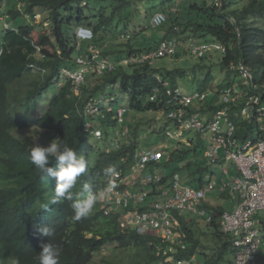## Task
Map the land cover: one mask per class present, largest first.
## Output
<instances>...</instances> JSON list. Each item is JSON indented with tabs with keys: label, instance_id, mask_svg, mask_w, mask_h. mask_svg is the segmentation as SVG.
<instances>
[{
	"label": "trees",
	"instance_id": "16d2710c",
	"mask_svg": "<svg viewBox=\"0 0 264 264\" xmlns=\"http://www.w3.org/2000/svg\"><path fill=\"white\" fill-rule=\"evenodd\" d=\"M135 1L0 0V21L5 18L16 21L20 17L31 20V24L19 28L3 22L7 28L2 25L0 30V264H38L36 257L41 251L40 245L48 239L62 248L59 264H93L94 254L105 248L139 250L140 258L132 264H163V259L155 255V247L150 245L151 238L121 230L118 226L120 213L106 215L107 206L102 198L98 199L92 213L80 220L74 219L71 201L62 200L49 205L47 210L41 207L54 196L55 180L40 179L30 158V148L38 143L22 135L23 132H32L34 138L44 133L50 142L59 138L81 155L84 144L94 137L84 132L85 120L79 109L83 102L101 98L109 86L119 83L121 92L131 104L132 114L128 119L131 144L113 138L115 122L110 119L102 124L94 123L96 127L103 126L100 141L108 147L99 152L96 159L85 155L86 172L72 190L79 192L87 183L94 191H99L110 179L103 175V169L110 165L117 170L126 169L139 147L142 121L133 114L164 107L148 101L152 89L158 86L156 77L178 88V79L186 77L188 72L183 67L159 68L155 65L158 60L152 64L118 65L113 73L88 77L79 95H75L73 84L62 79L59 73L62 69L73 70L76 56L87 51L88 43H82L80 50L77 48L75 31L78 27L91 29L94 39L90 44L116 64L122 59L153 52L160 42L174 38L183 43L189 40L218 43L225 47L226 53L214 63L210 60L212 56L196 58L199 62L192 68L193 73L217 67L226 72L218 86H229L237 81L235 71L229 70L230 64L242 61L251 69L254 82L264 85V0H163L158 6L147 5L143 12L134 8ZM40 11L47 13L50 33L43 31V24H34ZM158 12L166 15L167 22L152 29L150 20ZM120 23L124 26L123 33L118 31ZM35 32L38 33L36 39ZM152 32L158 37L151 36ZM48 49L52 50L51 55L46 52ZM186 57L191 56L178 50L173 59L180 62ZM205 79L195 91L205 92L216 86L209 84L210 76ZM50 92L51 98L40 112V102ZM261 101L264 103V96ZM234 122L241 140L252 138L257 132L254 124L243 122L235 113ZM200 147L201 139L189 152L179 149L169 157L164 156L156 165L157 170L167 171V178L182 170L188 172L191 163L186 155L193 153L195 156ZM49 166H55L54 159ZM194 173L203 177L207 170L194 168ZM203 183V178L194 180V188H200ZM204 208L212 218L207 225L220 243L213 257L206 259L204 256L202 264H232L234 250L230 238L219 226L225 210L208 204ZM181 224L190 247L185 251L176 248L175 258L200 255L201 243L195 240L186 222ZM38 226L52 227L53 237L40 236L36 231Z\"/></svg>",
	"mask_w": 264,
	"mask_h": 264
},
{
	"label": "built area",
	"instance_id": "2783aa9c",
	"mask_svg": "<svg viewBox=\"0 0 264 264\" xmlns=\"http://www.w3.org/2000/svg\"><path fill=\"white\" fill-rule=\"evenodd\" d=\"M166 22V15L158 12L152 16L150 27L158 29ZM3 26L7 28L5 23ZM75 37L78 50L82 43H88L87 51L76 56L73 70L62 69L59 73L62 79H68L73 84L75 95H79L88 77L113 73L118 65L152 64L155 60L173 57L178 50L197 59L212 54L221 58L226 53L225 47L218 43H197L193 40L183 43L179 38H174L160 42L153 52L122 59L116 64L90 44L94 39L91 29L78 27ZM35 48L39 53V48ZM229 70L235 71L236 83L224 87L216 85L208 91L189 94L172 88L167 81L156 77L158 86L152 89L148 97V101L157 107L164 106L149 113L157 114L158 121L174 124L177 139L193 132L196 139L187 141L191 148L201 139L200 148H204L205 161L216 175L208 174L205 184L196 189L185 185L178 173L169 178L164 169L161 175L153 173L152 169H157L156 165L170 156V150L172 153L179 150L177 145L181 140L165 143L162 148L157 145L155 148H143L142 136H139V147L132 154L128 167L119 168V175L110 178L116 188L102 198L107 206L104 211L106 215L110 212L120 213L118 226L121 230L151 238L150 245L155 247V255L163 259V264L198 263L197 255L186 259L175 258L174 254L176 248L185 251L190 247L182 230V221L190 226V217L193 216L205 219L207 224L211 222L212 218L204 208L209 204V193H231L236 196L234 209L224 211L219 219L220 230L230 238L234 250L232 264H261L264 256V103L261 101L264 85L254 82L251 69L242 61L230 64ZM108 88L120 89V84L115 83ZM103 97L90 98L79 109L85 120L84 132L101 140L103 132L96 126L110 119L115 122L113 138L130 145L128 117L132 110L128 98L126 106L114 109L111 106L114 99L103 100ZM234 113L243 122L255 125L257 132L252 138L241 140L237 137ZM94 123L97 125L94 126ZM166 135L169 139L173 137L168 131ZM205 135L209 137L208 144ZM228 164L235 170V177L227 168Z\"/></svg>",
	"mask_w": 264,
	"mask_h": 264
},
{
	"label": "rangeland",
	"instance_id": "374dc122",
	"mask_svg": "<svg viewBox=\"0 0 264 264\" xmlns=\"http://www.w3.org/2000/svg\"><path fill=\"white\" fill-rule=\"evenodd\" d=\"M163 0H136L133 5L136 10L139 12H143L146 8L147 5L155 4L159 5ZM130 11H133V7L130 9ZM3 22H6L8 25L11 27L14 26L15 28L23 27V26H28L31 24V20L27 18L20 17L19 19H16V21H12L9 18L3 19V21H0V30L3 25ZM34 24H43V31H46L50 33V25H49V18L47 16V13L40 11L39 14L35 17V22ZM133 23H131V28L132 29ZM119 33H123L124 26L123 24L118 25ZM151 36L157 38V34L152 32L150 33ZM38 36V33H34L33 37L36 39ZM46 52L51 55L53 52L51 49L46 50ZM212 58H210L211 63H214L219 59L217 54H212ZM199 61L196 58L193 57H186L184 58L183 61H176L172 58L164 59V60H158L155 62V65L158 66L159 68H166L167 70H171L174 68H180L183 67L184 69H187V74L186 77L182 79H178V89L182 93H192L194 92L198 86H200L206 79V76H210L211 79L210 85H219L223 78L226 76V72L221 71L217 67H212L210 70H203V71H196L195 73L192 72V68L198 63ZM207 65H210L208 62H205ZM51 92L50 94H47L45 96V99L40 102V112L44 108L45 102L49 101L51 98ZM210 95V93H209ZM212 96V95H211ZM114 99V103H112V106L114 107H123L127 105V97L123 95L120 89H114L112 90L111 88H108L105 90L103 100L106 99ZM38 111V113H39ZM132 113V111H129ZM129 113V115H130ZM134 117L140 119L142 121V126L140 129V136H142V146L143 148H152L157 145L162 148V145L165 143H177L179 140H181L180 143L175 144L179 147V149H182L186 152H189L192 150L190 146L187 145L188 140H194L196 139V134L193 132H188L184 135H182L179 139L176 138V127L174 124L166 122L165 120L158 121L157 114L155 113H135L133 114ZM157 120V121H156ZM139 121V120H138ZM150 127V128H149ZM103 126H101V129ZM166 131L171 133L173 136L171 139L166 135ZM111 133V131H110ZM22 135L31 137L35 142H37L41 146H46L47 143H50L49 138L46 134L42 133L38 138L32 137V132L30 131H25L22 133ZM111 135V134H110ZM204 139L206 141V144H208L209 137L208 135L204 136ZM108 145L104 143L103 141L96 140L94 138H90L82 147L81 150V155L85 157V155H89L92 159H96L97 155L99 152L104 151ZM172 153V151H169ZM188 157V162L191 163V168L192 171L194 172V168L196 166H206L208 167L207 162L205 161L204 157V148H199L197 151V154L194 156L193 153L187 154ZM227 168H230V164L227 165ZM153 173L156 174H163L164 171H159L157 169H152ZM151 171V172H152ZM168 173V172H167ZM179 176L185 181L186 175H191L187 171L182 170L178 172ZM189 178V177H187ZM186 184H189L190 181L186 179L185 181ZM207 199L209 204L211 205H217V206H223L226 207L225 200L214 194V193H209L207 195ZM191 224L190 228L194 232V237L195 240L199 241L202 245V248L200 249V255L197 256V262L199 264L203 263L204 261V256L207 259H210L213 257V255L216 253V250L218 249V242L217 240L214 239V234L213 230L210 229L207 225V223L204 221V219L197 218L191 216ZM140 258V252L137 249H127V250H116L114 248H105L103 249L100 253H95L94 258H93V264H106L107 262H112L114 264H132ZM227 264V263H225ZM261 264H264V259Z\"/></svg>",
	"mask_w": 264,
	"mask_h": 264
},
{
	"label": "clouds",
	"instance_id": "9594fccd",
	"mask_svg": "<svg viewBox=\"0 0 264 264\" xmlns=\"http://www.w3.org/2000/svg\"><path fill=\"white\" fill-rule=\"evenodd\" d=\"M30 158L41 180L47 182L53 178L55 180L54 196L47 204L41 205L45 210L49 205L58 204L62 200L71 201L74 219L80 220L92 213L98 199L104 198L116 188L114 181L108 179L106 187L99 191H94L85 183L81 191L73 193L78 178L86 172L87 160L83 155H77L74 148L59 138L52 140L47 146L34 144L30 148ZM53 159L54 167L49 166ZM103 175L111 178L118 176L119 172L114 165H110L103 169ZM36 231L42 237L51 238L54 235V229L50 226H38ZM40 247L41 251L36 257L38 264H59L61 246L48 239V242L41 244Z\"/></svg>",
	"mask_w": 264,
	"mask_h": 264
},
{
	"label": "crops",
	"instance_id": "0c3cea01",
	"mask_svg": "<svg viewBox=\"0 0 264 264\" xmlns=\"http://www.w3.org/2000/svg\"><path fill=\"white\" fill-rule=\"evenodd\" d=\"M131 114L132 113H130V115H129V117H131ZM129 117H128V119H129ZM196 168H202V169H206L207 170V173H205V175H203V177L201 176V175H196L193 171H192V168H190L189 169V171H188V173L189 174H191L190 176L189 175H186V177H185V181H186V179H188L189 181H190V183L189 184H186L185 183V181L182 179V181H183V183L185 184V185H187V186H190V187H193L194 188V185H193V181L194 180H199V179H202L203 178V184H205V182H206V176L208 175V174H214V176L216 175V172L210 167V166H208V167H206V166H202V165H200V166H196L195 167V169ZM229 170H230V172H231V175L232 176H234L235 177V170L233 171V169L230 167V168H228ZM187 177H189V178H187ZM215 194V193H214ZM216 195H218V196H220V197H222L224 200H225V202H227L226 204V207H223V206H215V205H211V204H208V205H210V206H212V207H221V208H223L225 211H232L233 209H234V207H235V205H236V196L235 195H233V194H231V193H225V194H222V195H219V194H216ZM209 203V202H208ZM190 228V227H189ZM263 259H264V256L262 257V260H261V262H263ZM197 264H199V263H197ZM202 264V263H201Z\"/></svg>",
	"mask_w": 264,
	"mask_h": 264
}]
</instances>
